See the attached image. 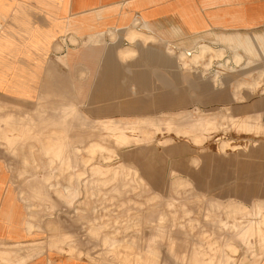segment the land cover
Instances as JSON below:
<instances>
[{
	"label": "rangeland",
	"instance_id": "obj_1",
	"mask_svg": "<svg viewBox=\"0 0 264 264\" xmlns=\"http://www.w3.org/2000/svg\"><path fill=\"white\" fill-rule=\"evenodd\" d=\"M152 34L156 40L145 47L126 33L124 38L89 35L88 40H103L68 50L52 68L54 85L35 104L40 112L0 116L1 148L38 173L17 177L35 210V225L27 224L29 231L35 228V244H29L35 250L21 257L4 252L0 258L6 264H20L43 249L88 264H160L165 253L180 256L182 251L207 250L206 243L213 240L219 244L244 221L253 230L248 224L239 226L247 233L234 252L227 248V264L262 253L254 232L257 226L264 229V214L253 205L264 201V59L255 48L248 52L224 46L243 42L248 33H219L220 45L209 46L224 48V55L221 49H209L197 63L186 56L205 42L175 33ZM137 44L141 46L132 58L118 59L119 48ZM180 51L186 52L183 60L177 57ZM234 52L241 55L238 62ZM68 103L73 106L69 111L53 109ZM171 116L174 121L167 128ZM201 116L215 125L195 138L189 124ZM141 117L158 118L159 128L148 127V137L140 141L135 126L126 130L133 136L128 138L123 133L127 127L95 121ZM245 118L261 128L245 130ZM26 140L35 143H15ZM230 199L246 207L227 203ZM231 205L241 212L232 217ZM156 227L159 234L146 235ZM178 228L184 233L169 239ZM185 237L203 246L183 248Z\"/></svg>",
	"mask_w": 264,
	"mask_h": 264
},
{
	"label": "crops",
	"instance_id": "obj_2",
	"mask_svg": "<svg viewBox=\"0 0 264 264\" xmlns=\"http://www.w3.org/2000/svg\"><path fill=\"white\" fill-rule=\"evenodd\" d=\"M128 32L137 34L134 39H129L131 42H140L144 47L147 42L156 40L152 33H175L182 38L191 37L196 42H205L199 47L222 49L223 55L224 48L209 46L220 45L217 41L219 33H248L243 42L224 46L244 47L248 52L255 48L257 56L259 50V57L264 59V0H0V116L7 111H35L36 102L41 101L54 85L56 77L52 68L61 63L68 50L94 46L103 40H88L89 35L101 34L102 38L109 35L112 38L116 33L124 38ZM56 44L59 50H55ZM141 45L119 48L116 52L118 59L124 62L132 58L138 52L137 46ZM198 46L193 52L198 51ZM126 48L133 50L132 55H121ZM192 53L186 56V52L180 51L177 57L183 60L184 56L189 57ZM149 56L161 60L160 54L151 52ZM240 58L239 53H233L234 61L238 62ZM258 61L255 59V62ZM72 107L68 103L53 109L66 112ZM147 119L141 117L136 121H121L107 118L95 121L117 122L127 127L123 133L128 138L133 136L131 131L127 134L126 130L135 126V137L140 141L148 137V127L159 128L158 118ZM173 121L172 116L166 119L167 128L172 127ZM244 122L247 131L257 132L261 128L250 118H245ZM213 125V120L201 116L192 120L189 127L195 130L193 137L196 138L202 137ZM3 143L0 141V144ZM11 155L0 146V257L4 252L11 257H21L35 250L34 245H29L35 244L32 239L35 228L30 231L27 228L28 223L35 225V210L26 199L28 191L17 177L38 173H35V168H23L22 160L19 163ZM191 164L196 166L199 160L194 158ZM139 175L144 181L142 174ZM174 178L190 183L182 177L174 175ZM227 203L245 206L241 200L230 199ZM253 206L264 214L263 200H255ZM260 251L262 253L253 260L239 259V264H264V248ZM0 264L6 263L0 258ZM20 264L88 263L81 258H70L43 249L42 253L32 255Z\"/></svg>",
	"mask_w": 264,
	"mask_h": 264
},
{
	"label": "bare ground",
	"instance_id": "obj_3",
	"mask_svg": "<svg viewBox=\"0 0 264 264\" xmlns=\"http://www.w3.org/2000/svg\"><path fill=\"white\" fill-rule=\"evenodd\" d=\"M137 36L136 33H133V32H128L126 33V38L128 39H134L135 37ZM199 47V46H198ZM209 49L208 47H199V53L198 54H195L193 53L191 56H190V59L192 60L193 63H197V57L201 56L203 57V55L207 52H209ZM222 50V49H221ZM219 52V51H218ZM120 53V52H119ZM133 53V50L129 49V48H126V49H123L122 52H121V55L122 56H129V55H132ZM236 54V53H235ZM215 56V55H214ZM239 57V56H238ZM238 59V58H237ZM41 111V108H36L35 109V113L36 112H40ZM9 116L13 117V119H20L21 117L20 114H16V113H8ZM25 115V113H24ZM4 119L7 118V116L5 115L3 117ZM242 128V127H241ZM91 149H94V147H92ZM83 164V163H82ZM99 165V164H98ZM106 165V164H105ZM218 207H219V204H218ZM117 210V209H116ZM241 210H240V207L238 205H231V208H230V211H229V214L235 216V214L237 213H240ZM229 215V216H230ZM224 220V219H223ZM251 222V221H250ZM261 223H262V227L264 228V218H262L261 220ZM243 224L246 225L248 224L247 222L244 221L243 222H240L239 224H237L235 227L237 228H232V231H227V235L222 239L220 238L221 242L219 244L216 245V241L213 240L212 242H209V243H206V248L207 250H196L194 251V249H192L189 253H186L185 251H182L179 255L180 256H172L171 253H165L164 255L168 258V256L171 257V259H167V258H163L160 262V264H183V262H186L187 264H212V262L214 261L215 264H227L229 263L228 260H227V248L228 249H231L232 252H234L236 249H237V246L238 244L236 242L241 241V237H244L245 233H247L246 231V227H239ZM249 227H250V231L253 230V225L251 224H248ZM172 226V225H171ZM239 227V228H238ZM172 228V227H171ZM256 228V227H255ZM254 228V229H255ZM170 229V228H169ZM219 229V228H218ZM220 230V229H219ZM235 230V231H234ZM146 232V231H144ZM161 232V230L159 228H152L150 230V232L146 233L147 236H154L155 234H159ZM220 232V231H219ZM184 233V229L182 228H178L177 229V234L176 235H172V234H169L168 237L169 239H172V238H179V236H181L182 234ZM253 232H251L252 234ZM256 233V237L258 239V245L260 248H264V229L261 228V226H257V228L255 229V232ZM251 234L248 233V238H251ZM144 235V234H142ZM184 236V235H183ZM132 236H130L131 238ZM167 237V238H168ZM133 238V237H132ZM217 238V236H216ZM219 238V237H218ZM245 238V237H244ZM181 239V238H180ZM186 240H184L183 244L181 243V245L183 246V248H187V247H202L203 244L201 242L197 243V246H194L193 244H190L188 243V240H187V237H185ZM151 240V239H150ZM218 240V239H216ZM248 240V239H247ZM117 241V240H116ZM131 241V239L129 240ZM137 242V240H134ZM153 243V242H152ZM70 244V243H69ZM250 244V243H249ZM135 245V244H134ZM216 245V246H215ZM240 245V244H239ZM251 245V244H250ZM65 246V245H64ZM110 246V244H109ZM73 249V248H72ZM211 250L212 252H209L208 251ZM69 250V249H68ZM74 250V249H73ZM216 251V253H214ZM70 253V252H68ZM7 254V253H6ZM5 256V255H4ZM204 256V257H203ZM29 257V256H28ZM7 260V259H6ZM27 260V259H26ZM151 263H156V260L152 261Z\"/></svg>",
	"mask_w": 264,
	"mask_h": 264
}]
</instances>
